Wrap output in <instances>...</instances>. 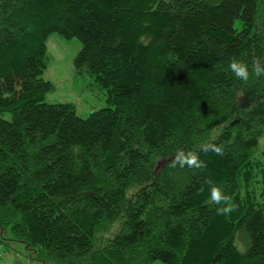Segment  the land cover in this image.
I'll list each match as a JSON object with an SVG mask.
<instances>
[{
	"label": "trees",
	"instance_id": "16d2710c",
	"mask_svg": "<svg viewBox=\"0 0 264 264\" xmlns=\"http://www.w3.org/2000/svg\"><path fill=\"white\" fill-rule=\"evenodd\" d=\"M52 33L112 106L44 101ZM233 57L264 61V0H0V230L43 264H264V78ZM178 150L207 168L171 167Z\"/></svg>",
	"mask_w": 264,
	"mask_h": 264
},
{
	"label": "rangeland",
	"instance_id": "374dc122",
	"mask_svg": "<svg viewBox=\"0 0 264 264\" xmlns=\"http://www.w3.org/2000/svg\"><path fill=\"white\" fill-rule=\"evenodd\" d=\"M48 57L43 70V78L52 83V89L45 93L44 101L47 103H71L77 115L86 117L90 112L105 106H112L107 98V93L94 83L86 68L77 69L75 57L81 48V42L76 38L66 39L56 33L48 36ZM220 131V126L215 128L211 136ZM264 162V133L259 138L258 151L254 155ZM258 182L253 184L255 201L264 198V178L257 177ZM119 225L116 221L112 230L104 238L112 236ZM8 234L0 230V264H43L32 250L23 243L8 239ZM235 244L239 251L244 252L249 246V241L241 232L235 236ZM150 264H166L155 261Z\"/></svg>",
	"mask_w": 264,
	"mask_h": 264
},
{
	"label": "clouds",
	"instance_id": "9594fccd",
	"mask_svg": "<svg viewBox=\"0 0 264 264\" xmlns=\"http://www.w3.org/2000/svg\"><path fill=\"white\" fill-rule=\"evenodd\" d=\"M228 68L234 77L247 84L251 78L259 80L264 78V61L260 58H253L251 61V67L249 64L243 60L237 59L235 57L231 58L228 63ZM212 151L217 156L224 155V148L222 145L212 144V145H202L200 152L207 153ZM200 152L193 151H183L178 150L175 155L171 167L175 168L179 166L180 168L188 167L197 170H204L207 168V163L200 158ZM206 183L210 186L209 192V202L210 204L217 205L216 213L217 215H227L235 211V206L230 205L228 202L230 197L223 191L221 187L216 185L211 178L206 180ZM223 205V206H220Z\"/></svg>",
	"mask_w": 264,
	"mask_h": 264
}]
</instances>
